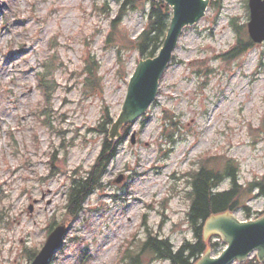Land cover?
Instances as JSON below:
<instances>
[{
  "label": "rangeland",
  "instance_id": "374dc122",
  "mask_svg": "<svg viewBox=\"0 0 264 264\" xmlns=\"http://www.w3.org/2000/svg\"><path fill=\"white\" fill-rule=\"evenodd\" d=\"M92 1L0 0V264H30L27 251L41 248L52 223L64 224L66 233L47 264H170L153 260L140 243L148 230L175 246L194 240L188 180L201 159H233L241 183L264 174V41L225 60L237 38L230 22L249 19L247 0H214V6L209 0L204 15L182 28L154 101L118 130L115 140L128 124L101 187L76 220L67 216L68 187L101 147L91 129L103 104L114 120L121 112L140 59L126 43L146 21L140 5L119 19L115 0L98 2L108 15L94 13ZM112 18L115 35L106 43ZM53 35L57 49L49 46ZM25 45L30 51L23 58ZM50 49L61 64L51 117L43 123L35 73ZM89 54L99 78L92 92L75 74ZM228 186L225 179L218 189ZM244 203L254 216L264 209L262 197ZM235 214L245 219L242 210ZM254 257L245 264H264Z\"/></svg>",
  "mask_w": 264,
  "mask_h": 264
},
{
  "label": "trees",
  "instance_id": "16d2710c",
  "mask_svg": "<svg viewBox=\"0 0 264 264\" xmlns=\"http://www.w3.org/2000/svg\"><path fill=\"white\" fill-rule=\"evenodd\" d=\"M119 4L117 16L119 19L125 15L126 10L137 8L139 5L146 18L142 31L134 39H129L126 46L133 47L142 58H150L156 55L164 42V38L169 29L172 9L164 0H115ZM99 0H93L92 11L96 14L104 13L108 15L106 3H98ZM211 5H216L211 0ZM115 18L109 22V30L105 42L113 41ZM234 31L237 33L235 44L223 54V58H237L251 46L253 42L247 35L245 23L238 24L235 21L230 22ZM241 33L247 35L244 39ZM56 36L50 40L49 46L57 49L53 44ZM57 52V50H56ZM56 52L50 49V53L43 59L40 69L35 73V80L39 91L42 94L43 104L37 112V118L40 122L46 123L51 117L50 101L53 93L57 89L54 72L61 64L60 58ZM121 61V56L118 55ZM78 72V73H77ZM98 68L94 62V56L89 54L83 59L81 70L75 71L76 76H81V85L84 89H98ZM114 122L110 115V109L103 104V110L99 122L91 129L97 132L101 137V147L93 164L85 172L72 179L65 202V211L71 220H76L84 209V204L88 196L102 185V175L106 171L107 165L117 153L119 145L122 143L126 134L124 125L121 128L122 136L118 140L111 139L110 127ZM199 165L190 173L189 207L187 210V220L192 228L194 240H184L179 246L173 245L167 238L159 234L146 233L141 240L140 250L147 252L153 260H168L170 264H194L201 255L208 249L214 253L222 250L225 244L220 236L211 234L207 238L203 234V225L205 220L212 214L223 213L226 211L235 212L242 210L244 217L249 218L252 211L244 202L247 198H264V174L254 177L252 180L241 183L238 178V169L233 159H223L220 156L209 155L199 161ZM222 164V165H220ZM229 179V186L226 189L219 190L220 183ZM264 209L258 212L261 215ZM52 225L49 229H52ZM218 238V239H213ZM127 250V249H126ZM36 251H27V258L31 260ZM138 254L133 259L136 261ZM256 261L257 258L255 257Z\"/></svg>",
  "mask_w": 264,
  "mask_h": 264
},
{
  "label": "water",
  "instance_id": "95a60500",
  "mask_svg": "<svg viewBox=\"0 0 264 264\" xmlns=\"http://www.w3.org/2000/svg\"><path fill=\"white\" fill-rule=\"evenodd\" d=\"M164 1L173 9L169 29L158 53L151 58L140 57L129 79L121 112L110 127L114 140L118 138V130L124 122L142 114L152 103L160 76L171 60L182 28L199 20L209 3V0ZM248 6V34L253 42L259 43L264 40V0H248ZM65 232L64 224L57 225L30 264H46ZM203 233L205 237L212 233L218 234L226 245L217 255L206 251L194 264H230L234 260H245L253 252H256L260 262H264V213L249 220H241L230 211L212 214L204 222Z\"/></svg>",
  "mask_w": 264,
  "mask_h": 264
},
{
  "label": "bare ground",
  "instance_id": "6f19581e",
  "mask_svg": "<svg viewBox=\"0 0 264 264\" xmlns=\"http://www.w3.org/2000/svg\"><path fill=\"white\" fill-rule=\"evenodd\" d=\"M20 48H21L22 51H25V53L22 55V57H23V58H26V57L28 56L29 51H30L29 48L26 47V45H25V46H21ZM19 53H20V52H19ZM14 58H15V56H14ZM12 59H13V58H12ZM12 62H13V61H12ZM15 62H17L16 59H14V62H13V64H12V65H13V67H12L13 70H14L15 68L17 69V67H18L17 65H15ZM16 69H15V70H16Z\"/></svg>",
  "mask_w": 264,
  "mask_h": 264
}]
</instances>
